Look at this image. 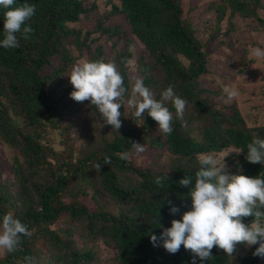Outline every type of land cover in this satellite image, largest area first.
<instances>
[{"label": "trees", "instance_id": "1", "mask_svg": "<svg viewBox=\"0 0 264 264\" xmlns=\"http://www.w3.org/2000/svg\"><path fill=\"white\" fill-rule=\"evenodd\" d=\"M82 2L17 0L14 6H36V13L25 24L34 31L27 39L22 32L18 33L19 48L0 47V96L4 97L0 100V139L20 153L10 163V177L3 178L0 173V218L11 212L33 232L31 237H22L19 251H5L0 264H26V256L33 257L34 264H192L193 254L183 245L177 253L170 254L162 241L155 246L151 242L152 233L159 237L173 219H181L191 209L189 188L178 181L190 175L194 183L200 167L197 155L229 145L242 151L236 162L241 171L237 173L235 169V174L264 176V165L245 158L253 136L264 139V126L253 129L236 122L222 126L221 111H216L215 105L213 108V98L203 96V88L198 84L207 72L206 57L200 42L181 19L180 0H120V6L111 3V11L126 15L132 32L151 56L149 62L139 63L144 84L161 90L173 85L176 94L187 100V108H193L194 116L204 120L211 117V123L199 128L200 141L191 137L190 129L179 119L173 122V132L163 135L147 113L143 120L136 121L125 105L120 109L122 127L117 132L104 123L96 107L88 102L96 117L85 131L92 140L91 147L78 150L77 156H73V146L66 147L67 153L56 152L49 140H43L44 129L48 125L60 127V141H64L69 137L64 118L78 110V102L70 97L73 86L70 80H63L66 67L74 59L68 41L75 45L77 57L89 51L85 60H100L101 45L91 48L90 43L103 34L111 38L117 33V26L103 24L101 16L95 17L99 32L95 38H89L95 30L84 32L69 26V22L79 21L82 13L92 9ZM255 5L261 7L259 0H255ZM227 6L231 13H250L245 11L243 0H220L216 9L222 14ZM4 11L0 8V39ZM83 47L85 52H81ZM178 54L188 59L187 66L181 64ZM55 57L59 62L52 71L45 72ZM156 69L164 74L160 81L152 75ZM122 76L128 89L126 73ZM69 98L70 104L64 107ZM167 106L175 112L170 103ZM18 117L24 119L23 127L16 120ZM134 141L156 151L144 164L134 163L148 157L149 150L135 154ZM123 152L132 153L129 160L119 158L118 154ZM49 154L54 160H48ZM105 157H110L111 165L103 163ZM166 157L171 158L172 164L162 171L161 163ZM98 162L102 166L97 173L94 168ZM156 163L161 164L158 170L153 168ZM122 171L126 176L133 175L126 178L130 181L119 177ZM89 176L100 179L98 183H88V188L83 182ZM157 177L163 178L162 186L155 183ZM81 194L90 195L93 210L81 200ZM172 205L179 207V212L172 214ZM253 220L252 216L244 218L246 224ZM98 239L112 250L109 258L102 260L101 251L95 248ZM257 247L258 244L250 248L239 245L233 257L214 247L212 259L203 264H231L229 259L233 264H262L263 258L253 255ZM196 264H201L198 257Z\"/></svg>", "mask_w": 264, "mask_h": 264}, {"label": "clouds", "instance_id": "2", "mask_svg": "<svg viewBox=\"0 0 264 264\" xmlns=\"http://www.w3.org/2000/svg\"><path fill=\"white\" fill-rule=\"evenodd\" d=\"M16 3L17 0H0V8L5 10L0 47L5 49L20 47L18 33L22 32L27 39L28 34L34 31L30 25L25 24L36 13V6L28 3L14 6ZM129 51L134 49L130 47ZM254 55L257 58L264 57V50L257 48ZM68 76L73 86L70 97L76 102L88 101L94 105L104 123L111 125L117 132L122 127L120 109L125 105L134 108L133 115L137 119H144L147 113L157 122L158 132L163 135L173 132L176 119L186 124L184 114L187 100L176 94L173 85H169L161 93L160 99H157L144 84L143 78L137 77L128 95L124 78L115 62L104 59L77 61ZM222 93L226 103L239 95L238 90L231 85L223 86ZM169 103L175 109L174 113L167 106ZM132 149L139 155L146 151V146L134 141ZM235 152L239 155L242 151ZM131 155L129 152L118 154L122 160H129ZM245 158L250 163L264 165V139L254 135L247 145ZM197 160L200 167L195 173V182L190 175L178 181L181 186L189 188L191 209L185 211L181 219H173L171 226L163 228L159 237L152 233L153 245L162 241L163 247L170 254L177 253L183 245L185 250L193 254L192 264H196L197 257L201 264L211 260L214 247L222 249L228 257H233L241 244L249 248L258 244L253 255L264 258V176L229 174L225 157L221 158L214 153L198 154ZM103 163L111 165L110 157H105ZM101 166L99 162L95 165L97 173ZM162 181V177L155 179L159 186H162ZM170 212L176 214L179 207L172 205ZM249 216L254 217V220L246 224L244 218ZM32 235L28 225L11 212L0 218V250L15 253L20 250L22 237ZM24 259L26 264H34L33 257L26 256Z\"/></svg>", "mask_w": 264, "mask_h": 264}, {"label": "rangeland", "instance_id": "3", "mask_svg": "<svg viewBox=\"0 0 264 264\" xmlns=\"http://www.w3.org/2000/svg\"><path fill=\"white\" fill-rule=\"evenodd\" d=\"M243 1L245 2V11L250 12L248 15L240 12L231 13L229 6L221 14L216 9V4H220V0H180V7L182 8L181 19L200 42L201 49L205 53L207 72L201 75L198 84L203 88V96L207 95L209 98H213V108L215 105L216 111H221L219 121L222 126H231L236 122V124L239 123L248 128L256 129L258 126H264V57L257 58L254 55L255 49L260 48L264 50V0H259L261 7L255 5V0ZM82 3L84 7H91L92 9L82 13L79 21L69 22V26L81 28L84 32L95 30L96 32H92L89 38H95L99 33L96 29V16H101L105 25L117 26V33L113 34L111 38H107L103 34L100 38L97 37V40L91 42L90 46L91 48H95V46L101 45L103 59L115 62L118 70H123L119 72L121 74L123 72L126 73V80L129 84L128 89L131 92L135 79L137 77L142 78L139 70L140 64L151 60L147 48L132 32L126 15L111 11L113 3L120 6V0H83ZM68 46L74 59L69 62L65 69V73L63 74L64 82L70 80L68 75H70L73 65L77 61L85 60L89 52L87 51L83 57H77L78 52L75 49V45L71 43V40L68 41ZM130 47L134 51L130 52ZM85 51L86 48L83 47L81 52ZM121 52L127 55L123 56ZM177 56L181 64L188 65L189 61L187 58L179 54ZM120 61H123V64ZM58 62V57L53 58L45 72L52 71ZM153 72L155 75L150 74L158 81L162 80L160 78L164 74L159 73L160 70L156 69ZM225 85H231L239 92L236 99L227 103L222 93V88ZM151 90L157 99H160L161 93L164 91L153 87ZM2 99L4 97L0 96V100ZM69 104L70 98L65 100V104L63 105L67 107ZM75 106L78 107V110H75L70 118L66 115L63 121L68 128L69 137L64 141H60L63 140L59 133L60 127L54 126L51 128L48 125L44 129L45 136L43 139L49 140L50 146L59 153L65 152L67 148L73 146V156L78 155V150L86 151L91 147L92 140H90V137H86L85 131L96 118L95 113L89 109L88 101L83 103L78 102ZM126 106L134 113V108ZM233 108L235 115H232ZM185 117L188 119L184 127L190 129L191 137L197 140L201 139L202 136L199 128L209 125L212 118L207 117L204 120L197 117V115L195 117L192 107L186 108L184 121ZM239 118L242 119L241 122L238 121ZM135 119L136 121L143 120V118L137 119L136 117ZM16 120L22 127L24 126L25 123L22 121L24 120L22 117H18ZM230 121H232L231 124ZM145 146L149 150L148 157L138 158L134 164H139L140 162L144 164L152 155L154 156L156 151L151 150L148 145ZM235 151L241 150L233 145H229L221 150H212L207 153H214L221 158L225 157L227 171L229 174H235V169L237 173L241 171V166L236 165L238 157ZM19 155V151L14 146L0 139V173L3 178L10 177V163L15 156ZM48 160H54L51 154L48 155ZM161 164H163L162 171H167L172 164L171 158L166 157ZM161 164L156 163L153 168L158 170ZM98 177L89 176L83 183L88 187V183L90 182L98 183L100 179ZM119 177L122 180H126V178H132L133 175L128 174L126 176V173L122 171V173H119ZM80 198L93 210V200L89 194H81ZM96 241L98 242L95 248L101 251L100 256L102 260L109 258L112 255V250L99 241V239ZM240 246H243V244ZM4 255L5 250H0V258ZM228 261L233 264L232 259ZM261 263L264 264V258Z\"/></svg>", "mask_w": 264, "mask_h": 264}]
</instances>
